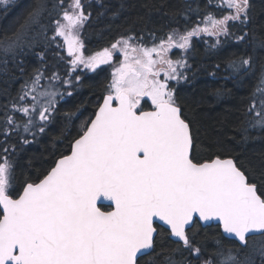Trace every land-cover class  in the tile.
Wrapping results in <instances>:
<instances>
[{
    "label": "snow or ice",
    "instance_id": "1",
    "mask_svg": "<svg viewBox=\"0 0 264 264\" xmlns=\"http://www.w3.org/2000/svg\"><path fill=\"white\" fill-rule=\"evenodd\" d=\"M217 6L231 11L222 18L209 13L203 27L197 24L183 34L174 31L152 47L121 37L88 57L82 52L79 30L90 14L81 0H70L67 6L64 0H38L14 33L0 37V72L5 73L9 60L26 54L43 33L45 18L54 23L53 39L63 38L74 67L82 64L95 70L110 63L114 53L123 56L94 119L86 120L69 144L70 154L54 158L16 199L9 194L14 162L6 155L7 147L0 149L5 154L0 155V264H253L257 252L264 264V192L249 182L233 159L193 161L190 124L182 118L168 84L180 78L178 67L186 66L168 57L171 49L187 50L191 38L201 33L231 35L230 22L249 20L250 0H220ZM58 8L62 18L53 21ZM246 38L247 33L236 37ZM250 64L251 57L240 58L230 67L239 73ZM42 79L44 74L35 70L30 83L26 80L20 87L19 103L12 105L28 117L25 132L34 123L33 113L45 124L49 121L56 93L47 87L38 91ZM49 79L59 77L53 74ZM257 91L264 94V75ZM28 97L31 110L23 103ZM39 97H48L47 106L38 107ZM149 100L151 110H144L142 102ZM254 110L255 105L249 109ZM255 116L259 119H250L248 126L264 129V99ZM6 123L14 130L21 126L10 115ZM44 130L41 124L39 131ZM98 201H111L114 210L102 211ZM212 221L241 248H249V239L259 233V247L253 240L241 259L240 249L225 251L217 241L215 258L202 259L198 229ZM165 236L174 247L164 246Z\"/></svg>",
    "mask_w": 264,
    "mask_h": 264
},
{
    "label": "trees",
    "instance_id": "2",
    "mask_svg": "<svg viewBox=\"0 0 264 264\" xmlns=\"http://www.w3.org/2000/svg\"><path fill=\"white\" fill-rule=\"evenodd\" d=\"M37 2L0 3V37L14 33ZM219 4L220 0H89L83 4L85 13L90 15L80 34L82 52L91 56L111 47L121 37H134L136 43L147 47L158 45L171 32L191 30L209 13L216 18L228 14L227 9L217 6ZM229 29L231 35L214 41L193 40L182 57L173 52L171 59L182 60L186 66L180 70L178 80L169 82V87L174 90L182 118L190 124L195 145L191 153L193 161L204 163L216 157L233 159L245 171L249 182L255 183L259 192H264V129L248 126L250 119H259L255 111L260 110L261 99H264V94L257 91L264 75V47L261 46L264 43V0H250L248 22H230ZM244 33H247L246 40L238 41L236 37ZM42 40H45L44 31L31 48L25 49L26 54L18 56L15 62L9 60L6 73L0 72V149L7 147L6 155L14 162L9 187L14 199L19 197L26 183L34 182L37 175L49 168L54 158L69 154V144L78 138L83 123L94 116L108 93L111 80L108 66L76 74L65 62L61 77L50 81L49 75L59 70L55 66V55L43 52ZM248 57L251 64L246 66V71L236 73L231 69V61L239 63L240 58ZM52 67L53 72L45 75L48 90L56 93L49 121L45 124L35 114V122L29 126L30 131L25 132L23 123L28 117L14 111L12 105L19 103L20 87L26 80L30 83L35 70L46 71ZM23 103L30 105L27 99ZM253 105L255 110L250 112ZM145 109H151L147 103ZM9 115L21 125L19 129L14 130L6 123ZM41 124L45 125L44 132L39 131ZM0 155L5 154L0 151ZM101 210L111 211L109 207H101ZM198 233L196 240L204 250L202 259L215 258L217 241L225 251L240 249L241 259L251 250L253 240L257 248L261 242L260 236L250 238L249 248L242 249L234 241L223 238L220 227L214 225L201 227ZM163 243L165 247L175 246L166 236ZM253 264H261L258 252L253 255Z\"/></svg>",
    "mask_w": 264,
    "mask_h": 264
},
{
    "label": "rangeland",
    "instance_id": "3",
    "mask_svg": "<svg viewBox=\"0 0 264 264\" xmlns=\"http://www.w3.org/2000/svg\"><path fill=\"white\" fill-rule=\"evenodd\" d=\"M87 1H89V0H81L82 4H84V3L87 2ZM68 3H70V0H65V6H67ZM225 9H227V8H225ZM69 10H70V9H69ZM227 10H228V12L231 11V10H229V9H227ZM61 18H62V16H61ZM232 22H235V21H232ZM199 25H200L201 27H203V23H199ZM81 30H82V28L79 30V37H80V34H81ZM171 33H173V32H171ZM178 33L183 34V32H178ZM221 36H223V35H221ZM221 36H219V37H221ZM219 37H217V36H209V35H207V34L201 33V34L198 35V36H194V37H192V38H191V42H192L193 40H195V41H205V42H208V40H212V41H214L215 39H217V38H219ZM55 41H56V43H57V44L63 49V51H64V55H63V57H64V61H65L66 63L69 64V66H70V70H71L72 72H74V73L77 74L78 72H80V71H84V70H86V71H96V70H98V69H100V68H103V67L108 66V67H110V69H111V80H110V84H111V82H112V73L114 72L115 68L119 66L120 61L123 60V56H122L119 52L114 53L113 59H112V61H111L110 63H108V64H101V65H99L95 70H92V69L86 68V67H85L84 65H82V64L77 65V66L74 67V66L71 64V60L73 59V57H71V56L68 55V52H67V46L64 44L63 38H61V37H55ZM219 41H221V40H219ZM219 41H218V42H219ZM191 42H190V45H191ZM133 43H136V42L133 40ZM189 47H190V46H189ZM109 48H110V47H109ZM185 51H186L185 49L173 48V49H171V51L168 53V57L171 59V54H173V52H177L178 56H179V57H182V55L185 53ZM94 55H95V54H94ZM84 56H85V55H84ZM91 56H92V55H91ZM85 57H88V56H85ZM181 69H182V67H178V72H180ZM53 74H55L56 76L58 75L57 73H53ZM53 74H50L49 77L53 76ZM46 79H47V78L44 77V79L41 80V82H40L41 85L47 83ZM161 79H164L163 73L161 74ZM49 80H50V81H53V79H49ZM54 80H55V79H54ZM169 81L174 82L175 80H169ZM44 82H45V83H44ZM48 86H49L48 84L43 85V87H42L41 89H38V91H43V90H44V87H47V88H48ZM33 94L35 95V93H33ZM47 99H48V97H39V105H38V107H41V106H47ZM28 100H29V99H28ZM54 103H55V102H54ZM147 103L151 105L150 100L147 101ZM29 104L32 105V103H31V99H30V101H29ZM29 108H30V110H31V106H29ZM35 114H36V113H33L32 116H31V118L33 119V122H35ZM36 117H37V118L39 117L38 114H37Z\"/></svg>",
    "mask_w": 264,
    "mask_h": 264
},
{
    "label": "flooded vegetation",
    "instance_id": "4",
    "mask_svg": "<svg viewBox=\"0 0 264 264\" xmlns=\"http://www.w3.org/2000/svg\"><path fill=\"white\" fill-rule=\"evenodd\" d=\"M9 1H15V0H9ZM49 2L57 3L58 0H48L47 3H49ZM64 5H65V0H64ZM61 16H62V12L60 11V9L59 8L58 9H55V10H53V15H52L51 20L54 21V19L61 18ZM44 24H45L46 27L43 30L44 31V37H45V40H42V42H43V45L42 46L44 47L43 52H49V53H52V54L55 55V57H56V64H55V66L58 67L57 70H59V71L58 72H55V71L53 72L54 69L52 67L49 70H46V71L45 70H42L40 72H42L44 74V77H45V75L49 74L50 72L57 73L58 74L57 76H60L61 77V75L64 73V70H65V61H64V57H63L64 51L56 43L55 39H53V37H54V32H53L54 23L50 22V19L49 18H45ZM91 72H94V71H91ZM142 107L144 108V110H146L145 109V103L144 102H142Z\"/></svg>",
    "mask_w": 264,
    "mask_h": 264
},
{
    "label": "water",
    "instance_id": "5",
    "mask_svg": "<svg viewBox=\"0 0 264 264\" xmlns=\"http://www.w3.org/2000/svg\"><path fill=\"white\" fill-rule=\"evenodd\" d=\"M102 103H103V99H102V101H101L100 104H102ZM97 111H98V109H97ZM92 119H94V116H93ZM69 154H70V153H69ZM226 159H230V158H226ZM22 192H23V191H22ZM22 192H21V194H22ZM21 194H20V195H21ZM97 206H98V207H109V208H111V211L114 210V204H113L111 201H98ZM0 212L2 213V208H0ZM1 218H2V217H1ZM157 223H159V222H157ZM201 223H203V222H201ZM209 225H210V226H211V225L218 226V222H216V221H212V222H209ZM206 227H208V226H206ZM219 227H220V231H221V234H222L223 238H225V239H227V240L234 241V242L240 247V244H239L238 240H236L235 238L231 237L229 234L224 233V232H223V228H222V226H219ZM257 236H260V234L257 233V234H255V236H253V237H257ZM253 237H252V238H253ZM240 248H241V247H240ZM242 249H244V248H242Z\"/></svg>",
    "mask_w": 264,
    "mask_h": 264
}]
</instances>
